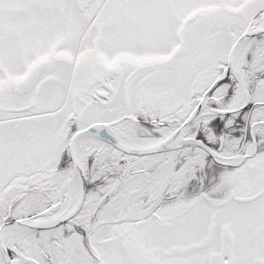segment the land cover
Returning <instances> with one entry per match:
<instances>
[{
    "label": "snow or ice",
    "instance_id": "obj_1",
    "mask_svg": "<svg viewBox=\"0 0 264 264\" xmlns=\"http://www.w3.org/2000/svg\"><path fill=\"white\" fill-rule=\"evenodd\" d=\"M0 264H264V0H0Z\"/></svg>",
    "mask_w": 264,
    "mask_h": 264
}]
</instances>
